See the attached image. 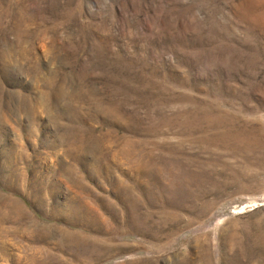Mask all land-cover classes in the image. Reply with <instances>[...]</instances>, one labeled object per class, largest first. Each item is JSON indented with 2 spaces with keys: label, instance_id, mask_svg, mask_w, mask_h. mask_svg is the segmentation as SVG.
Instances as JSON below:
<instances>
[{
  "label": "rangeland",
  "instance_id": "rangeland-1",
  "mask_svg": "<svg viewBox=\"0 0 264 264\" xmlns=\"http://www.w3.org/2000/svg\"><path fill=\"white\" fill-rule=\"evenodd\" d=\"M0 264H264V0H0Z\"/></svg>",
  "mask_w": 264,
  "mask_h": 264
}]
</instances>
